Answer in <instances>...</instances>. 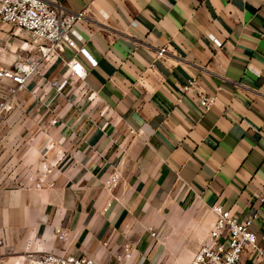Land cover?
Wrapping results in <instances>:
<instances>
[{
	"label": "crops",
	"instance_id": "crops-1",
	"mask_svg": "<svg viewBox=\"0 0 264 264\" xmlns=\"http://www.w3.org/2000/svg\"><path fill=\"white\" fill-rule=\"evenodd\" d=\"M60 1L85 11L73 36L98 63L77 55L88 74L76 87L87 86L96 100H85L80 117L70 105L74 94L59 97L66 119L49 130L56 148L47 150L41 136L12 169L0 167L1 255L53 251L112 264L129 244L132 264L168 256L176 264L177 235L187 224L173 222L175 209L195 201L212 222L215 203L240 220L256 216L252 228L264 248V0ZM26 43L24 31L0 23V64L24 55ZM65 74L64 62L46 65L18 99L31 105L32 88L41 94L45 78L64 82ZM190 80L197 83L187 93ZM201 94L216 96L207 111ZM46 111L40 106L35 121ZM19 119L12 116L8 137L38 132L36 126L24 132ZM45 151L59 160L55 185L38 189L24 182ZM113 170L121 183L109 192L103 179ZM242 264H257L255 255L246 252Z\"/></svg>",
	"mask_w": 264,
	"mask_h": 264
},
{
	"label": "built area",
	"instance_id": "built-area-1",
	"mask_svg": "<svg viewBox=\"0 0 264 264\" xmlns=\"http://www.w3.org/2000/svg\"><path fill=\"white\" fill-rule=\"evenodd\" d=\"M93 2L95 0H91V3ZM84 19V10H69L60 0H0V23L24 31L27 34L28 51L26 55L18 56L10 65L0 64V167L12 169L16 164L13 159L19 158L27 146L33 147L38 144L41 136L47 137L49 143L47 150L56 148V142L49 134V130L61 126L66 119V112L58 107L59 97L74 94L70 105L79 109L80 117L87 113L85 100L94 104L95 92L87 86L76 87V83L84 81L88 74L86 66L77 55H84L92 65L98 63L86 47L79 46L73 36L75 26ZM212 41L217 47L222 45L219 39L212 38ZM69 50L74 54L67 56ZM165 51V48H161L158 56H163ZM54 61H61L66 65L64 82L60 79L45 78L39 86L43 90L41 94H37L36 87L31 89L30 93L33 96L31 105L20 101L18 96L28 91L30 81L41 75L43 68ZM196 83V80H190L183 86V90L190 93L195 89ZM197 100L202 109L207 111L215 103L216 96L201 94ZM40 106L46 107L47 116L35 121ZM17 113L20 116L18 123L23 126L24 132H30L35 126L38 132L28 138L21 135L15 138L8 137L16 123L11 118ZM30 121H33V124ZM4 130L7 131L6 134L3 133ZM141 132L144 133V130ZM58 162L59 160L51 159L49 152L45 151L37 171H28L24 183L30 181L38 189L54 186L53 177ZM120 183L121 174L117 170H113L103 179V186L109 192L117 189ZM14 184L17 188L22 185L20 182ZM211 209L215 219L188 264H242L246 252L255 255L257 264H264V248L252 228L256 216L240 220L220 203H215ZM150 229L152 236L158 238L157 231ZM63 236L62 233L60 237ZM135 255L136 251L126 244L124 250L115 256L116 261L112 264H132ZM14 264L111 263L89 255L76 256L69 253L39 251L18 256Z\"/></svg>",
	"mask_w": 264,
	"mask_h": 264
},
{
	"label": "rangeland",
	"instance_id": "rangeland-1",
	"mask_svg": "<svg viewBox=\"0 0 264 264\" xmlns=\"http://www.w3.org/2000/svg\"><path fill=\"white\" fill-rule=\"evenodd\" d=\"M26 54L28 53L25 52ZM24 53V55H26ZM176 216L173 213V208L171 210V215H174L173 222L175 220L179 219V223L183 221V223H186L187 225L181 229H179V234L177 235L178 238H180L179 241H181V251L177 254V263L176 264H186L185 258L187 257V254L189 250L193 249L195 246H199L202 239L206 236L207 231L211 225L212 222V216L207 213L206 209H203L199 203L195 202H184L181 205L177 206L175 209ZM169 211L167 212V214ZM170 215V214H169ZM179 216V218H178ZM167 221H170V216H167ZM166 221V222H167ZM170 225V222H169ZM167 224V226H169ZM171 231H176L177 229L174 226H170ZM176 229V230H175ZM0 238V246H3L4 243ZM12 250H6L5 255H1L0 253V264H14L13 256H19V254H12ZM3 254V253H2ZM25 254V253H23ZM172 256V254H171ZM170 256L165 258H161V261H150L149 259H146L144 264H169Z\"/></svg>",
	"mask_w": 264,
	"mask_h": 264
}]
</instances>
